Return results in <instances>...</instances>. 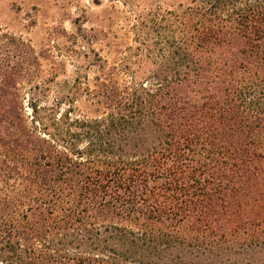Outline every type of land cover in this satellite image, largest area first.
Here are the masks:
<instances>
[{"label": "trees", "instance_id": "obj_1", "mask_svg": "<svg viewBox=\"0 0 264 264\" xmlns=\"http://www.w3.org/2000/svg\"><path fill=\"white\" fill-rule=\"evenodd\" d=\"M175 16L155 71L112 88V136L75 120L41 137L19 95L0 127V264H264V0ZM15 41L5 94L32 67Z\"/></svg>", "mask_w": 264, "mask_h": 264}, {"label": "rangeland", "instance_id": "obj_2", "mask_svg": "<svg viewBox=\"0 0 264 264\" xmlns=\"http://www.w3.org/2000/svg\"><path fill=\"white\" fill-rule=\"evenodd\" d=\"M192 1L0 0V67L8 38L33 49L30 72L0 91V111H7L0 127L6 117L15 121L20 95L28 127L41 137L73 133L75 120L112 136V88L155 71L161 28L175 29V15ZM85 148L82 139L77 149Z\"/></svg>", "mask_w": 264, "mask_h": 264}]
</instances>
